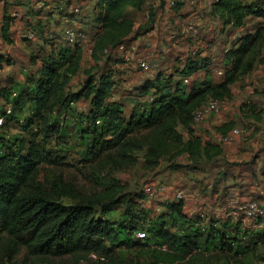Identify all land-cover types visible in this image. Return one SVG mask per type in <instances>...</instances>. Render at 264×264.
Here are the masks:
<instances>
[{
	"label": "rangeland",
	"instance_id": "374dc122",
	"mask_svg": "<svg viewBox=\"0 0 264 264\" xmlns=\"http://www.w3.org/2000/svg\"><path fill=\"white\" fill-rule=\"evenodd\" d=\"M211 1L207 0L208 4L202 5V18L199 16L201 21L196 20L194 23H190L197 33L194 34L188 30L186 52L179 51L176 54H170L169 58L164 60L162 57L164 52L158 48V45L152 50L146 49L148 48L146 45L151 44L150 38L144 39L147 43L136 44L131 37L132 39L124 45L128 47L125 52L117 49L112 51L111 62L104 56L98 63H94L91 50L93 42L100 32L94 22L96 15L94 0H0V118H4L0 126V155L12 157L25 150L31 140L36 141L55 162L53 165L45 163L38 167L37 182L41 183L45 190L50 191L55 189V186L59 187L61 181L71 189L77 198L72 200L56 195L60 204L72 206L79 201L97 202L95 217L101 218L105 211H109L111 217L109 214H105L104 219H108L114 226L131 225L137 227V230L145 231L151 218L160 217L162 214L165 217L169 215L163 204L156 213L151 206L145 203L142 190L147 184L165 186L169 190V198L171 190L174 189L182 190L185 195L195 193V190L203 187L204 181H209L199 178L206 177L211 180V183H214L211 188L221 191L224 182H220V177L223 170H226L229 165L222 157V159L219 156L217 159L211 160L199 157L196 160H191L180 151L181 146H178L169 155L160 157L152 165L146 160L147 141L144 140V136L147 131H131L130 135L125 136L124 144L118 140L115 133L110 131L101 138L94 135L93 128L87 122L88 99H81L68 114L60 113L59 117L50 118L45 125H39L36 119L32 125H28L27 122L31 117L32 86L36 79L33 74L37 72L40 75V71L50 59V53L55 45H58V49L68 47L73 50L79 47L82 52L80 72L71 79L67 88L68 92L78 91L83 86L86 80L84 74L86 70L92 71L89 77L96 83L104 74L109 72L113 74L115 85L108 101L122 105L124 110V118H122L127 124L133 107L138 109L144 100H147V97L142 96L138 88L144 86L154 76L160 74L162 77H171L170 82L173 83L188 79V84H182L190 88L195 79H202L204 75L197 73L193 78H180L178 72L183 68L182 62L186 59V55L188 57L206 56L213 61V65L210 66L212 73L209 79L213 85L219 84L222 82V77L218 75V72H223V60H231L230 53L240 46V40L244 36L248 34L252 36L256 33L260 34L262 39H259L260 43L252 71L239 78L238 85L232 86L231 99L219 102L218 113L211 114L201 120L199 124L193 120L192 127L197 126L193 130L194 135L196 136V131L199 132L203 140L207 142L210 139L209 136L213 134L212 132L222 128L225 122H233L234 128V124L239 123L240 117L237 115L240 114L241 108L247 110L255 120H258L261 114L258 104L264 103V20L249 17L242 28L224 27L218 19L211 16L209 10ZM242 1L264 4V0ZM163 3L165 5L167 2L146 0L147 5L139 12L127 9L126 15L132 20L134 31H140V35H146L145 28L149 31L154 27L155 23L149 28L151 25L149 11L154 12L155 9L162 12L159 17L160 22L157 21V23L165 24L167 22L166 26H170L169 31L173 26L177 28L179 23L175 25V22H179L177 20L179 16L171 14L173 8L169 7L166 11ZM164 13L167 17L164 16ZM4 17H9L12 20L9 32L10 43H5L1 35ZM203 20H206V26ZM69 30L77 34L73 46H68L64 37L65 31ZM201 42H205L207 45ZM137 51L143 54L139 55ZM139 59L146 60L149 73H143L137 65L133 67ZM20 77H23L22 83L18 81ZM147 85L153 86L150 83ZM247 87L250 88V91L243 90ZM170 91L172 92L173 88H170ZM241 94L242 97L239 99ZM7 112H10L9 117ZM235 116H237L236 119ZM205 122L208 125L204 129L200 128L202 130L200 131L198 126H204ZM247 126L246 129H250L251 126L255 127L254 123H249ZM52 129L55 132H50ZM176 131L182 141L187 139L188 135L183 128L178 126ZM228 135H225L224 138ZM82 136H87V139H82ZM224 138H220L221 143L225 142ZM103 140L108 141L112 148L102 151L103 148H106ZM108 156H111L112 160ZM215 165H217V171H212L211 169L214 168L208 167ZM221 168L223 169L221 170ZM226 176L224 175V178ZM233 184L239 187L241 181ZM107 190H116L111 201ZM208 192L206 197L202 198L201 195L197 197L205 200V203H202L203 205L198 209V203L195 202L196 209L188 210V214L200 215L202 213L204 216L220 219L229 217V214L234 211L231 207L229 209L224 207L220 211L207 208L205 204H208L207 197L210 195V190ZM203 193L204 191L200 194ZM222 194L224 193L222 192ZM193 200L195 201L196 198L194 197ZM231 204L234 205L233 202ZM250 221L260 222L258 219ZM248 225L249 223H246L245 226ZM168 226L170 225L167 224ZM242 230L250 231L249 228ZM246 242L250 244L249 239ZM3 244L4 242L0 247V257L6 261L8 251ZM105 247L108 250L107 254L92 252L87 256L33 258L24 249H19L11 257L14 262L27 264H95L97 260L100 264H157L153 254L159 250L155 246L120 251L113 249L108 243H105ZM182 257L183 259L179 261L172 262L171 260L167 263L264 264L262 261L264 244L259 243L254 253H249L241 259L215 252L206 253V251H199L191 255L183 254ZM227 258H230L231 263L226 260Z\"/></svg>",
	"mask_w": 264,
	"mask_h": 264
},
{
	"label": "trees",
	"instance_id": "16d2710c",
	"mask_svg": "<svg viewBox=\"0 0 264 264\" xmlns=\"http://www.w3.org/2000/svg\"><path fill=\"white\" fill-rule=\"evenodd\" d=\"M145 6L146 0H94V22L100 31L91 50L94 63H98L104 56L111 62L112 51L126 45L128 40L141 36L140 31H134V24L127 17L126 10L139 12ZM182 7L175 5L173 10L178 11ZM210 14L222 26L239 29L249 17L264 20V4L244 3L242 0H214ZM149 17L150 28L155 23V15L151 10ZM11 22V18L4 17L1 35L5 43H10ZM145 30V33L151 31L147 28ZM253 35L244 36L240 40V46L230 53L231 60H225V72L219 84L213 85L209 77L205 76L203 79H196L187 88L184 80L188 79L173 83L170 82L171 77H162L160 74L154 76L147 81L153 84L152 87L145 83L138 88L147 100L138 105V109L133 107L127 124L123 120L122 105L108 101L115 85L113 74H104L96 83L89 77L92 71L86 70L83 86L70 93L67 88L71 79L80 72L82 52L79 47L73 50L68 47L55 49L50 53V59L44 64L32 86L33 101L28 125H32L35 119L39 125H45L50 118L59 117L60 113L68 114L81 99H88L87 122L93 128L94 135L101 138L110 131L124 144L125 136L130 135L131 131H147L144 136L147 141L146 160L152 165L178 146H181L180 151L191 160L199 157L217 159L221 156L222 149L218 145L203 143L194 135V114L209 99L218 102L231 99L230 88L239 78L252 71L261 38L258 33ZM209 65L210 60L207 57H187L178 74L180 78H190L198 72H206ZM170 88H173L172 92ZM9 115L10 112L7 116ZM178 126L187 133L186 140L182 141L178 135ZM232 126L229 122L217 129V132L224 137ZM82 139H87V136H82ZM104 142L106 148L102 151L112 148L108 141ZM108 158L112 160L111 156ZM45 163L55 164L50 155L34 140L27 144L25 150L12 157L0 155V247L4 242L3 245L8 251L6 261L0 257V264H27L12 261L11 255L19 249H24L33 258H39L87 256L92 252L107 254L105 243L119 251L155 246L159 250L153 254L157 264H168L170 260L163 259L160 247L172 248V260L179 261L183 259V254L191 255L199 251H216L218 254L241 259L254 253L259 243L264 244V227L249 233L240 231L239 224L214 219L199 226L195 224L196 221L186 220L182 215V202L163 204L169 212L168 217L162 214L149 220L145 231L137 230V227L131 225L114 226L108 219H104L109 211H105L101 218L95 217L97 202L79 201L72 206L60 204L56 195L72 200L77 198L61 181L59 187L55 186L50 191L37 182L38 167ZM108 193L111 201L116 190H109ZM167 224L173 227H167ZM172 228L177 229L175 233L170 232ZM137 232H144L145 239H137ZM247 239L250 244L246 242ZM226 260L230 261V258ZM97 261L95 264H100ZM262 261L264 263V258Z\"/></svg>",
	"mask_w": 264,
	"mask_h": 264
},
{
	"label": "crops",
	"instance_id": "0c3cea01",
	"mask_svg": "<svg viewBox=\"0 0 264 264\" xmlns=\"http://www.w3.org/2000/svg\"><path fill=\"white\" fill-rule=\"evenodd\" d=\"M164 1L167 2L164 5L165 10L167 11L169 8L168 0H164ZM213 1L214 0H212L210 3V6H209L210 8H211V4ZM204 3L208 4L207 0H205ZM203 4L201 3L199 4L201 8L203 7L202 6ZM193 9L195 8L185 5L178 11L171 10V14L179 16L177 18L179 22H175V25L178 23L179 25L177 28L174 26L171 27L170 31H169L170 26H166L168 25L167 22L165 24L157 23V21L160 22L159 17L162 15V12L159 9H155L154 13L156 14V17H155L154 27L151 29L149 33H147L146 35H141L134 41L136 42V44L139 42L147 43L146 40L144 39L150 38L151 44L146 45V47H148L146 49L152 50L153 48L156 47V45H158V48L164 52V55H162L164 60L168 59L170 54H176L179 51L186 52L187 48L185 44L186 42H188L187 40L189 36L188 29H189V26L191 25L190 23H194L196 20L201 21V19H199V16L202 18L203 8L200 11H195ZM164 16L167 17L166 13H164ZM203 21L205 24L206 20H203ZM158 24L160 25V27ZM201 43L207 45L205 42H201ZM53 48L54 49L51 52H54L55 49H58V45H55ZM141 54L143 53L139 52V55ZM159 57L161 59V56ZM187 57L188 55H186V59ZM200 57H203V56H200ZM186 59L183 60L182 62L183 65ZM209 60H210V65L208 69L206 70V72L201 71L198 73H202L204 77L208 76L209 78H211L212 72H210V66L213 65V61L211 59ZM140 62H146V60L144 59L137 60L136 63L133 65V67L136 65L138 67ZM225 63L226 61L223 60V72L222 71L218 72V75H220L221 77H223V73L225 72V67H226ZM141 71L143 73L150 72V70H147V71L141 70ZM33 75H35L36 79L39 77L38 76L39 74H37V72ZM194 75L195 74H193L190 78H193ZM257 77H260V76L257 75ZM21 79H23V77L18 78L19 83H22ZM238 84L239 82H236L234 86ZM258 84H261V83H258ZM230 90L232 93L233 88L231 87ZM243 90L250 91V88L247 87V88H244ZM241 97H242V94L238 98L241 99ZM258 106H260L259 110L261 112L260 118L258 120H255L252 117L251 113L249 114L247 110H244L241 108L240 114L237 115L238 117H240V120L238 121L239 123L236 125L234 124V128L232 126L233 129L231 128V130L227 133V134H230L233 131L240 132L239 136L235 137L231 142L221 143L220 138H224V137H222L220 133L217 132L216 130L212 132L213 134L211 136H209L210 139L207 140V142L213 145H218L222 149V154L219 158L222 157L225 160V162L229 164L226 170H223L224 172L220 177V182L221 181L224 182V185L221 191H215L214 188H211L212 186H214L213 185L214 183H211L210 179H206V177H200L199 178L200 180L204 179V180H209V181L207 182L204 181L202 183L203 187H201L198 190H195V193L193 194H190V193L188 194L186 192L187 198L184 202H182V215L185 217L186 220H190L192 222L196 221L195 224L197 223V225L203 226L207 222L213 219L214 220L219 219L221 221H227L234 225L239 224V228L241 230L243 228H249L250 231H258L264 227V223H261V222L254 223L250 220L249 221L245 220L243 218V213L239 208L241 207L240 202H243L245 199H248V198H252L254 200L264 203V165L262 163L264 160V103H262V105L258 104ZM245 111L248 113H242ZM237 116H235V119L237 118ZM249 123H254L255 127L251 126L250 129H246ZM203 124L204 126L202 125L198 126V129L200 128L204 129V127L208 125L207 122ZM225 124L227 123L225 122ZM195 128H197V126H195L194 129ZM201 129L200 131H202ZM196 136H198L200 140L203 143H205V141L203 140V137L197 131H196ZM208 167L214 168V169H211L212 171H217L218 169L217 165L208 166ZM222 169L223 168H221V170ZM217 175L218 173L216 172V176ZM224 175L225 176L227 175V176L224 178ZM234 177H237V179H234ZM239 181H241V184L239 187H236L233 183H237ZM209 190H210V195H208L209 197H207L209 199L208 204H205L207 208L208 209L214 208V210L220 211L224 207H227L228 209L231 207V209L234 211H232V214H229V217L220 219V218H215L212 216L207 217V216L202 215V213L200 215H189L188 214L189 212L188 210L193 211L196 209V207L194 206L195 202L198 203V206H197L198 209L201 207V205H203L202 203H205V200L198 199L197 197L200 195L202 196V198L206 197L207 196L206 194L209 193L208 192ZM202 191H204V193L200 194ZM222 192L224 194H222ZM194 197L196 198L195 201L193 200ZM232 202L234 203V205L231 204ZM236 209L237 211L235 212ZM152 219L153 218H151V220ZM192 222L190 223L193 224ZM246 223H249L250 226L249 225L245 226ZM176 230L177 229L174 228L173 230L171 229L170 232L175 233ZM160 250H161L160 252L163 253V259H165L166 261L172 260L173 258L172 256L174 255L172 248H170L169 246H164ZM215 253L217 252L215 251Z\"/></svg>",
	"mask_w": 264,
	"mask_h": 264
},
{
	"label": "built area",
	"instance_id": "2783aa9c",
	"mask_svg": "<svg viewBox=\"0 0 264 264\" xmlns=\"http://www.w3.org/2000/svg\"><path fill=\"white\" fill-rule=\"evenodd\" d=\"M203 4L205 0H168V5L170 8H174L175 5H188L195 8V11H200L202 8L200 7V3ZM194 34L197 33V30L193 29L191 25L189 29ZM65 40L68 46H73L75 44V40L77 38V34L73 31H65L64 33ZM124 47V48H123ZM128 47L120 46L117 48L119 51L125 52ZM141 70L147 71L148 65L146 62H140L138 66ZM185 84H188V80H184ZM220 103L216 100L209 99L199 110L195 112L193 120L199 124L201 120L209 117L211 114L218 113ZM9 114V112H7ZM3 119L0 118V126L2 124ZM239 131H233L226 138H224L225 142H231L235 137L239 136ZM264 165V160H263ZM170 196L168 198L169 190L165 186L157 185V184H147L143 187L142 194L145 200V203L148 206H151L154 211L157 213L159 209H161V204H165L168 202H184L187 198L182 190H171ZM241 203L240 210L243 213V218L247 221L251 219H258L264 223V203L254 200L252 198L245 199ZM135 237L139 240L145 239V233L137 232ZM160 249V248H159ZM94 257V256H93ZM97 260V258H96Z\"/></svg>",
	"mask_w": 264,
	"mask_h": 264
}]
</instances>
